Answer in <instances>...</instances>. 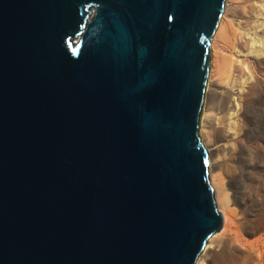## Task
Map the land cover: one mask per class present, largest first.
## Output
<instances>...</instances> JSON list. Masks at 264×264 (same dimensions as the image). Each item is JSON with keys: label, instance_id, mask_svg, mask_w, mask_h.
Returning <instances> with one entry per match:
<instances>
[{"label": "water", "instance_id": "obj_1", "mask_svg": "<svg viewBox=\"0 0 264 264\" xmlns=\"http://www.w3.org/2000/svg\"><path fill=\"white\" fill-rule=\"evenodd\" d=\"M225 2L0 0V264L197 263Z\"/></svg>", "mask_w": 264, "mask_h": 264}, {"label": "rangeland", "instance_id": "obj_2", "mask_svg": "<svg viewBox=\"0 0 264 264\" xmlns=\"http://www.w3.org/2000/svg\"><path fill=\"white\" fill-rule=\"evenodd\" d=\"M243 14L249 17L246 24L241 23ZM221 20L211 42L208 79L216 86L221 85L219 89L227 91L230 100L220 107L218 99L213 101V96H209V106L214 114L227 118L230 113H237L243 83L257 81L261 92L253 95L246 116L249 139L243 136L241 139L239 134L246 149L238 166L231 152H225L223 170L231 173L240 168L242 175L237 182H231L230 196L235 197L236 205L232 221L223 222V232L217 233L222 237H218L216 244L223 250L218 261L264 264V0H226ZM207 93L206 90L205 98ZM241 125L239 120V128ZM209 263L212 264L210 258H206L204 264Z\"/></svg>", "mask_w": 264, "mask_h": 264}, {"label": "bare ground", "instance_id": "obj_3", "mask_svg": "<svg viewBox=\"0 0 264 264\" xmlns=\"http://www.w3.org/2000/svg\"><path fill=\"white\" fill-rule=\"evenodd\" d=\"M240 17L242 24H246L248 22L249 19L248 15L243 14ZM221 21L222 20H220V22ZM251 82L250 84L243 83V85H241L243 92L239 99L237 113L236 112L230 113L227 118H222V116H217L216 113L215 114L213 113L212 107L209 106L211 104V101L209 100V96H213L212 97L213 101L214 100L216 101L218 99V103L220 107L226 106L227 103H229L230 98L228 96V92L219 89L221 85L216 86L217 84L216 85L212 84L211 78L209 77L206 85V90L208 91V93L206 98L204 96V101H203L204 110L202 107L203 112L201 111L202 116L200 115L201 119H199L200 122L199 134L209 155L208 177L214 190V197L218 211L221 213L224 223L231 222L233 219L234 216L233 205L236 204L234 203L233 200V198L235 197L230 196V190H231L230 186L232 184L231 183L232 181L237 182L238 177L242 175L241 174L242 170L240 171L239 170L240 168L238 169L236 167L237 171L230 173L223 170L222 166H223L224 157L226 155L225 152L228 153L231 152L232 159L234 160V164L238 166V163L241 162L242 155L246 149V146L244 145L243 141L239 140V136H240L239 134L241 133V139L242 136L246 140L249 139V128L245 121L246 116L253 95L254 94L259 95V93L261 92L259 89V83L257 81L254 83ZM229 107L232 108V103ZM239 120L242 121V125L240 128L238 126ZM232 143H233V149L231 150ZM222 232L223 231H221V233ZM221 233L216 234L209 239L207 245L204 247L202 253L198 257L196 264H204L206 258H210L212 264H221L218 260H221L220 257L223 253V250L222 251L219 250L220 246H218L219 244H216L217 242H219V238L222 237V236L219 237Z\"/></svg>", "mask_w": 264, "mask_h": 264}]
</instances>
